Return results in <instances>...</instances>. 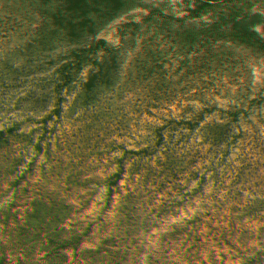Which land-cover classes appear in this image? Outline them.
Listing matches in <instances>:
<instances>
[{
	"label": "trees",
	"instance_id": "1",
	"mask_svg": "<svg viewBox=\"0 0 264 264\" xmlns=\"http://www.w3.org/2000/svg\"><path fill=\"white\" fill-rule=\"evenodd\" d=\"M261 115L264 0H0V234L129 205L195 264H264Z\"/></svg>",
	"mask_w": 264,
	"mask_h": 264
},
{
	"label": "rangeland",
	"instance_id": "2",
	"mask_svg": "<svg viewBox=\"0 0 264 264\" xmlns=\"http://www.w3.org/2000/svg\"><path fill=\"white\" fill-rule=\"evenodd\" d=\"M258 118L264 121V115ZM255 151L258 157L264 154V137L261 138L260 149L256 148ZM250 159L251 156H247L242 160V169H246ZM48 181L45 190L51 183L55 184L50 179ZM75 201L80 209L86 203L81 197L75 198ZM96 203L100 207L101 202ZM21 207L19 220L22 222L19 221L13 233L19 234L16 241L0 234V260H5L9 243L16 242V246L24 252L10 257L9 264H46L51 256H55L58 264H195L192 260V228L162 232L160 218H156L147 208V211L131 213L128 205V208L120 209L118 216L114 211L97 219L85 218L82 226L77 228L73 224L72 211L68 208L53 216L49 214L52 208L39 215L31 212L33 208ZM36 220L44 224V230L37 234L38 241L34 240L32 232L27 231V227H32ZM62 222L72 228L71 238L67 236L65 242ZM93 230L96 233L89 236Z\"/></svg>",
	"mask_w": 264,
	"mask_h": 264
}]
</instances>
